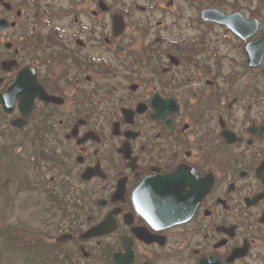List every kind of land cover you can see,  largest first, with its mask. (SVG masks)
<instances>
[{"label": "flooded vegetation", "instance_id": "flooded-vegetation-1", "mask_svg": "<svg viewBox=\"0 0 264 264\" xmlns=\"http://www.w3.org/2000/svg\"><path fill=\"white\" fill-rule=\"evenodd\" d=\"M2 145L78 264H264V0H0Z\"/></svg>", "mask_w": 264, "mask_h": 264}, {"label": "rangeland", "instance_id": "rangeland-1", "mask_svg": "<svg viewBox=\"0 0 264 264\" xmlns=\"http://www.w3.org/2000/svg\"><path fill=\"white\" fill-rule=\"evenodd\" d=\"M3 147L5 146L2 145V147H0V151H2ZM1 153H3V151ZM6 163L7 158H0V218L4 220L6 218L11 223H22V225H26L31 228L44 230L47 228V224L45 213L43 208H41L40 201L41 199L43 201V198L40 197V192L36 190H26L25 192L23 191L14 195L12 186L15 177L9 178L8 163ZM47 229L50 230L52 227ZM63 239H65V236L61 235L57 241L61 242ZM10 248L13 249V251L0 253L2 264H60L53 255L51 260L48 256V258L43 257L41 262V258L39 259V257L30 250L27 253H22L11 246ZM47 249H49V246L45 247V250ZM62 257L63 254L58 252V260H61ZM81 260L82 258L80 257V261ZM87 262L92 263V260L89 259Z\"/></svg>", "mask_w": 264, "mask_h": 264}, {"label": "trees", "instance_id": "trees-1", "mask_svg": "<svg viewBox=\"0 0 264 264\" xmlns=\"http://www.w3.org/2000/svg\"><path fill=\"white\" fill-rule=\"evenodd\" d=\"M2 151L3 153H1ZM2 151H0V158H7L8 150L3 147ZM9 176V178H12L11 175ZM48 233V231H44L42 229L38 230L17 222L11 223L6 218L5 220L0 218V253L13 251V249L10 248L11 246L22 253H27L29 250L32 251L39 257V259L41 258V262L43 257L48 258L49 256L51 260L53 255L60 264H78L76 263L77 252L72 250L70 247L64 246L63 242L60 243L59 241L54 240V236H51ZM46 246H49V249L45 250ZM58 252L63 254L61 260H58L57 258ZM1 259L2 258H0V264H2ZM88 264L91 263L88 262Z\"/></svg>", "mask_w": 264, "mask_h": 264}, {"label": "water", "instance_id": "water-1", "mask_svg": "<svg viewBox=\"0 0 264 264\" xmlns=\"http://www.w3.org/2000/svg\"><path fill=\"white\" fill-rule=\"evenodd\" d=\"M98 232H100V228L95 227V229L85 232L83 236L94 235L95 233H98Z\"/></svg>", "mask_w": 264, "mask_h": 264}]
</instances>
